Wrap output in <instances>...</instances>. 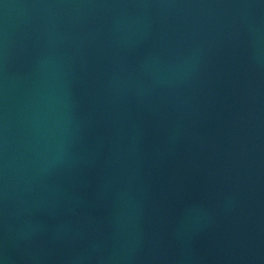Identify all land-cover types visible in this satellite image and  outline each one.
I'll return each mask as SVG.
<instances>
[{
  "label": "water",
  "instance_id": "95a60500",
  "mask_svg": "<svg viewBox=\"0 0 264 264\" xmlns=\"http://www.w3.org/2000/svg\"><path fill=\"white\" fill-rule=\"evenodd\" d=\"M0 264H264V0H0Z\"/></svg>",
  "mask_w": 264,
  "mask_h": 264
}]
</instances>
